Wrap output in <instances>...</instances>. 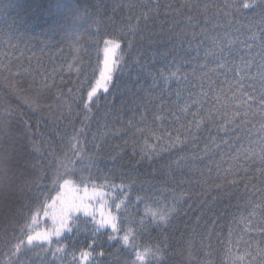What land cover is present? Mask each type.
<instances>
[{
	"label": "trees",
	"instance_id": "obj_1",
	"mask_svg": "<svg viewBox=\"0 0 264 264\" xmlns=\"http://www.w3.org/2000/svg\"><path fill=\"white\" fill-rule=\"evenodd\" d=\"M185 3L199 4L200 9H184L181 6ZM241 3L242 0H0V264L9 258L13 264H132L136 257L120 239L125 231L130 242L134 237L140 246L138 251L146 256L143 264H181L189 250L201 262L229 264V250L233 255H243L246 243L264 246L253 228L257 218H264V197L257 194L264 187L259 170L255 172L256 191L249 189L245 200H234L233 204L240 207L230 209L226 217L217 214L212 221L198 212H188L187 206L183 210L177 206L164 221H159L165 206L172 204L170 188L160 184L151 191L147 186L141 190L139 183L113 171L110 162L108 167L103 163L93 165L75 152L83 145L84 151L92 155L89 149L93 135H99L98 143L107 140L109 149L124 141L115 138L121 130L120 124L113 128L115 117L101 118L96 109L85 128L89 139L74 140L76 130L84 125L79 115L81 108L69 100L71 95L77 100L81 95L86 97L90 86H95L108 55L106 49L111 47L107 41L119 35L127 39L129 28H135L138 22L142 25L144 18L159 30L169 25L173 16L178 17L177 23L189 15L202 21L223 10L233 22L231 32L237 33L234 44L245 37L259 40L264 19L259 9H241ZM225 4L229 5L226 10ZM180 12H184L182 17ZM126 39L121 40L115 56L121 64L132 65L138 54L128 49ZM240 55L243 57L244 52ZM119 74L118 67L114 79ZM97 95L103 97L102 90ZM73 110L77 115L69 121L67 117ZM130 116H122L121 121ZM53 124L55 128L50 127ZM258 132L257 128L253 135ZM244 147L260 151L257 141L245 143ZM240 162L245 166L243 160ZM235 163V159L226 158L221 166L229 169ZM250 167L251 161L248 170ZM66 170L68 174H64ZM63 179H72L81 187L86 184L90 189L96 186L106 193L105 214L114 209L115 222L122 229L115 233L116 240L108 239L111 228L100 226L102 217L95 212L91 217L77 214L79 219L69 222L72 231L53 237L50 245L27 242V235L52 229L51 219L44 212ZM122 183L128 188L126 195L121 194ZM239 191L243 194L244 189ZM116 204L120 205L118 209ZM93 238L98 244L90 249L89 260L81 261L80 252ZM16 244L19 249L11 257L5 256ZM100 252L104 255L100 256ZM154 252L158 260L153 259Z\"/></svg>",
	"mask_w": 264,
	"mask_h": 264
},
{
	"label": "snow or ice",
	"instance_id": "obj_2",
	"mask_svg": "<svg viewBox=\"0 0 264 264\" xmlns=\"http://www.w3.org/2000/svg\"><path fill=\"white\" fill-rule=\"evenodd\" d=\"M181 7L191 11L200 9L199 4L185 3ZM204 7L208 9L207 5ZM228 7L224 5L225 10ZM240 7L253 12L259 9L264 19V0H242ZM183 15L184 12H180V16ZM177 19L171 17L169 25L157 30L144 18L142 25L138 22L135 28H129L127 39L119 35L107 41L111 47L106 49L108 55L95 86H90L86 97L81 95L79 100L75 95L69 96V100L81 108L79 115L84 125L76 130L73 139L77 142L78 137L89 139L85 128L96 109L101 118L115 117L113 128L121 125L115 138L123 140L124 144L109 149L107 140L98 143L99 135H93L89 149L92 155L84 151L83 145L75 152L93 165L103 163L108 167L110 162L113 171L139 183L141 190L147 186L151 191L160 184L169 187L172 204L165 206L159 221H164L177 206L181 210L187 206L188 212L195 211L215 221L217 214L226 217L230 209H239L240 205L233 201L245 200L250 195L249 189L256 191L253 186L257 170L264 181V31L259 40L255 36L245 37L234 44L233 37L237 33L231 32L233 22L223 10L211 18L205 16L202 21L191 15L180 23ZM236 27L239 32V25ZM125 39L128 49L138 54L132 65L121 64L115 56L121 48V40ZM240 52H244L243 57ZM237 60L240 63H236ZM118 67L120 74L114 79ZM101 90L103 97L97 95ZM129 113L130 118L122 122L121 117ZM75 115L73 110L67 119L71 121ZM50 127L55 128V124ZM257 128L258 135H253ZM253 141L259 143V153L244 147L245 143ZM124 148L130 151H123ZM226 158L236 160L229 169L221 166ZM249 161L250 170L247 168ZM120 187L121 194L126 195L127 186L122 183ZM240 188L244 189L243 194ZM257 194L264 197V187ZM104 195L106 193L96 186L90 189L86 184L81 187L72 179H63L62 185H57L56 197L44 212L45 217L51 219L52 229L27 235V242L52 244L53 237H60L65 230L72 231L69 222L75 223L79 219L77 214L91 217L97 205L102 217L99 223L110 226L112 234L108 239L116 240L115 233L122 229L110 212L109 218L103 219L105 206L101 201ZM115 207L118 209L120 205ZM153 218L156 219V214ZM253 228L260 245H264V218H257ZM120 239L136 257L132 264L146 262L134 237L130 242L129 233L125 231ZM97 244L95 238L90 240L79 259L88 261L92 255L90 249ZM19 247V244L14 245L11 252L4 255L11 257ZM208 247L211 249L212 245ZM152 255L158 260L155 252ZM227 255L229 264H264V246H254L250 242L245 244L243 255H233L231 250ZM73 258L76 259L75 254ZM2 264H13V260L9 258ZM181 264H210V261L201 262L189 250Z\"/></svg>",
	"mask_w": 264,
	"mask_h": 264
},
{
	"label": "rangeland",
	"instance_id": "obj_3",
	"mask_svg": "<svg viewBox=\"0 0 264 264\" xmlns=\"http://www.w3.org/2000/svg\"><path fill=\"white\" fill-rule=\"evenodd\" d=\"M105 198L103 197L102 198V203H104V206H106V203H105ZM105 210V209H104ZM96 212H98L99 213V206L97 205V210H96ZM109 212L111 213V215H114L115 214V210L113 209H110L106 214H105V216L103 217L104 219H108L109 218ZM100 226H102V225H100Z\"/></svg>",
	"mask_w": 264,
	"mask_h": 264
}]
</instances>
